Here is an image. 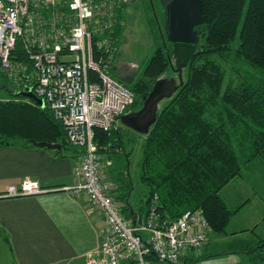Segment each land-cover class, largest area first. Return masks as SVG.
<instances>
[{"label":"trees","instance_id":"trees-1","mask_svg":"<svg viewBox=\"0 0 264 264\" xmlns=\"http://www.w3.org/2000/svg\"><path fill=\"white\" fill-rule=\"evenodd\" d=\"M202 1L203 24L196 28L200 37L197 52L183 71L184 84L171 99L164 100L166 104L159 107L156 123L145 136L140 171L148 190L144 203L147 219L153 205L162 222L167 223L188 211L202 210L210 232L223 234L244 205L230 209L221 192L255 162L264 164V0ZM140 2L150 12L149 2ZM122 4L115 30L119 45L126 30L123 18L129 1L122 0ZM161 21L166 35V19ZM237 38L239 45L234 48L232 43ZM22 50L17 47L16 59L28 62ZM119 57L116 55L109 62L110 74L118 80L113 66ZM174 63L172 44L155 52L138 80L125 83L135 93L131 107L138 106L140 110L154 84L167 78L169 71L178 80ZM225 66L233 70L234 79L228 80ZM0 89L6 92V97L0 96V146L35 140L60 144L66 149L75 147L54 113L19 95L3 73ZM120 135V128L96 129L98 152L113 161L119 151L125 153ZM125 154L129 160L133 152ZM119 184L126 201L132 185L125 179ZM126 205L122 203L121 208L128 210ZM248 251L255 263L264 264V240ZM147 260L152 264H172L153 254Z\"/></svg>","mask_w":264,"mask_h":264},{"label":"built area","instance_id":"built-area-1","mask_svg":"<svg viewBox=\"0 0 264 264\" xmlns=\"http://www.w3.org/2000/svg\"><path fill=\"white\" fill-rule=\"evenodd\" d=\"M122 5V0H0V73L17 91L30 89L43 100L68 141L81 149L78 183L65 190L85 195L106 224L101 244L87 254V264H152L147 260L151 254L177 264L187 252L197 255L208 245L210 225L204 212L188 211L167 223L153 205L145 224L136 226L123 216L115 185L105 178L114 161L101 155L94 141L96 129L119 127L136 98L109 71L121 48L115 30ZM18 46L28 62L16 59ZM47 191L25 179L0 198Z\"/></svg>","mask_w":264,"mask_h":264},{"label":"crops","instance_id":"crops-1","mask_svg":"<svg viewBox=\"0 0 264 264\" xmlns=\"http://www.w3.org/2000/svg\"><path fill=\"white\" fill-rule=\"evenodd\" d=\"M139 4V7L127 10L129 12L125 13L124 24L130 22L135 10L146 15V6L141 2ZM79 150L77 147L66 149L63 146L62 150H49L24 141L0 146V196L6 194L10 186H19L25 179L37 182L48 190L37 196L0 198V264H87V254L101 244L102 231L106 226L103 215L85 195L73 196L65 190L78 183L75 169L80 160ZM257 165L264 168L262 163ZM105 175L114 182V167L107 169ZM120 177L119 173L116 179L119 182ZM235 181L223 189L221 196L230 209L244 205L234 215L238 217L239 213L250 207L251 199L257 196V191L251 192L249 198L248 187L237 193L236 198V194H231L238 190V184H233ZM116 186V193L124 199L120 184L116 183ZM131 194L126 201L120 200L118 195L116 197L129 208H123L127 212L125 217L141 227L147 221V207L144 204L139 206L137 202L131 203ZM257 220H249L243 229L235 232L251 233L258 228ZM261 220L264 222V217ZM141 235L145 239L149 238L147 232H141ZM257 238L264 240L260 235ZM243 245H247V240ZM248 249L244 251L247 260L243 263L257 264ZM201 258L203 256L197 257L189 251L180 264H192V261Z\"/></svg>","mask_w":264,"mask_h":264},{"label":"rangeland","instance_id":"rangeland-1","mask_svg":"<svg viewBox=\"0 0 264 264\" xmlns=\"http://www.w3.org/2000/svg\"><path fill=\"white\" fill-rule=\"evenodd\" d=\"M128 1L129 4L127 5L126 11L124 12L127 14L129 12L127 10L130 8L135 9L137 6H140V1L138 0ZM158 25V20H156L153 13H151V10L150 12L147 10L146 17L140 11L135 10L132 17H130V22L126 25L124 34L125 38H123L121 48L118 51L120 61L124 60L132 63L133 65H140L142 71L145 63L151 59L155 52L159 48L164 47L159 40L160 37ZM162 25L164 24L162 23ZM232 45L234 48L238 47L239 38H237L232 43ZM225 68L228 80L230 77L234 79L235 76L233 75L234 73H232L233 70L229 66H225ZM165 76L167 78L173 79L176 77V74L169 71ZM235 81L236 80H234V82ZM28 92L32 93V90L29 89ZM5 94L6 92L4 89H0V96L6 97ZM165 104L166 102L163 101L160 106H164ZM137 110L138 106L131 107L124 115L137 112ZM119 128L121 130L120 136L122 137V145L125 153L133 152V154L129 160L126 159V154L124 151H119V153L116 154L113 164L115 173L113 184L116 185V183H119V181L116 179L120 173V182L122 179H125L132 185V191L129 193H132L131 203L137 202L140 206L146 202L148 197V190L141 181L140 171V162L142 158V149L145 142V136L128 129L122 123L119 124ZM257 164L258 163L255 162L252 167L243 171L241 178H236V181L233 184H238V190L237 192H231V194H236V198H238L237 193L242 192L246 190V188L248 189V187H250V191H247L249 198L252 196L251 194L254 193V190L257 191V196L255 195L254 199H251L252 204L244 212L239 213L238 217H233V220H231V222L228 224L225 233L218 234L211 231L209 233V246L205 248L200 254L196 255L197 257L203 256V258L196 260L195 262L192 261V264H244V260H247V257L244 255L245 249H248L250 245L253 247L256 245L257 241H261L257 238V236L260 235L261 237H264V222L261 220L264 217V168H259ZM105 178L107 181H111L108 180L107 175H105ZM116 195L119 197V194L116 193ZM119 199L123 200L120 197ZM121 205L122 203H120V206ZM121 211L123 216L127 215V212L122 208ZM256 218L258 219V228L253 230L255 227L253 226L251 228L253 230L251 233L247 231L235 232L236 230L243 229L248 224L249 220L252 219V221H254ZM246 240L247 245L242 246ZM252 240L254 241V244H250Z\"/></svg>","mask_w":264,"mask_h":264},{"label":"water","instance_id":"water-1","mask_svg":"<svg viewBox=\"0 0 264 264\" xmlns=\"http://www.w3.org/2000/svg\"><path fill=\"white\" fill-rule=\"evenodd\" d=\"M159 4L164 9L167 22L166 40L173 45L175 63L172 68L178 74V80L175 78L159 79L154 84L143 107L137 112L121 117L120 122L125 127L144 136L149 134L151 127L156 123L160 103L171 99L184 84L183 71L188 67L200 43L196 28L203 24L202 0H159ZM113 71L118 75L120 81L131 84L138 73V67L121 60L113 66ZM21 95L32 99L42 108L46 107L43 100L34 93L25 92ZM29 142L40 148L62 150L60 144L36 142L35 140Z\"/></svg>","mask_w":264,"mask_h":264},{"label":"flooded vegetation","instance_id":"flooded-vegetation-1","mask_svg":"<svg viewBox=\"0 0 264 264\" xmlns=\"http://www.w3.org/2000/svg\"><path fill=\"white\" fill-rule=\"evenodd\" d=\"M147 1L149 2L151 13H153L156 20H158L160 43L164 46L163 48H167L168 42L166 40V35L164 33V25H162V21H161V19L163 20V18H165L164 9L160 6L159 0H147ZM136 66L138 67V73H137L136 77L134 78V81L131 84L135 83L138 80V78L140 77L141 66L140 65H136ZM137 111H139V110H137Z\"/></svg>","mask_w":264,"mask_h":264},{"label":"bare ground","instance_id":"bare-ground-1","mask_svg":"<svg viewBox=\"0 0 264 264\" xmlns=\"http://www.w3.org/2000/svg\"><path fill=\"white\" fill-rule=\"evenodd\" d=\"M19 92V95H21V93H25V92H28V91H18ZM45 108H47V107H45ZM128 111V110H127ZM121 123V122H120ZM119 123V124H120ZM119 128V127H118ZM74 146V145H73ZM76 147V146H75ZM77 148H79V147H77ZM80 149V148H79Z\"/></svg>","mask_w":264,"mask_h":264}]
</instances>
